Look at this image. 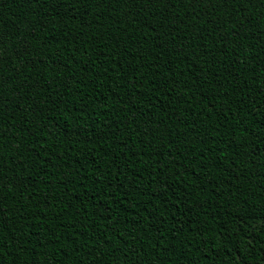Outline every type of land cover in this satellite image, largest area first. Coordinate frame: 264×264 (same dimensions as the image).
<instances>
[{
	"label": "trees",
	"instance_id": "16d2710c",
	"mask_svg": "<svg viewBox=\"0 0 264 264\" xmlns=\"http://www.w3.org/2000/svg\"><path fill=\"white\" fill-rule=\"evenodd\" d=\"M0 264H264V0H0Z\"/></svg>",
	"mask_w": 264,
	"mask_h": 264
}]
</instances>
